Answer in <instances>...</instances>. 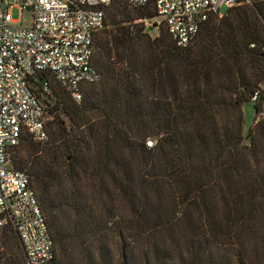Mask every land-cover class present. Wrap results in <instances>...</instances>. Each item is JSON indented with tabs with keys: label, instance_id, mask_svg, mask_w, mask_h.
<instances>
[{
	"label": "trees",
	"instance_id": "obj_1",
	"mask_svg": "<svg viewBox=\"0 0 264 264\" xmlns=\"http://www.w3.org/2000/svg\"><path fill=\"white\" fill-rule=\"evenodd\" d=\"M105 14L104 25L93 41L92 63L99 72V79L83 84L78 100L51 79V91L47 94L50 99H43L46 111L52 116L47 126L54 124L52 133L60 142L54 147L46 146L40 155L42 161L36 157L37 165H32V172L27 173L23 169L24 156L18 148L35 154L38 147L28 142L33 138L25 133L14 146L12 164L28 174L42 212L46 214L53 244L59 254H65V245L72 235L63 223V201L54 189L61 172L57 169L58 163L66 164L64 173L68 172L74 183L93 173L97 182L103 184L99 180L106 175L117 186L116 193L124 194L123 189L126 191L127 187L123 182L127 180H123L122 150L152 153L154 175L142 171L137 187L143 189L154 181L156 187L165 185L172 195L173 212L189 226L188 234L184 232L185 238L170 240L179 248L183 244L182 248L173 249L177 259L173 261L174 254L165 249L166 245L158 241L155 234L154 243L150 245L146 241L149 245L137 255L135 233L125 235L122 230H114L110 235L106 233L108 240H104L108 242L103 245H98L97 238L92 240L95 249H86L83 264H207L205 258L212 254L208 252L209 245L216 244L213 238L229 241L236 237L235 233L264 229V0L240 1L221 16L210 12L193 42L186 47L177 46L163 24L165 28L160 29L159 36L148 41L154 45L147 83L150 96L142 83H137L142 80L140 72H147L148 68L142 69V63L137 65V61L130 59L139 60L138 52L134 51L128 29L121 24L156 17L153 5L134 7L125 0H113ZM109 23L118 28L119 35L114 41L117 54L121 52L118 67L115 61L101 55L108 47L105 36L110 34H103L106 32L103 28ZM102 75L108 82L111 78L114 82L101 86L105 95L95 105L101 111L99 123L98 118L90 121L85 116L90 101L82 98V94L85 85L97 83ZM52 82L73 100L68 95H59ZM256 91L257 98L253 100ZM250 100L254 102L256 115L260 111L263 115L259 114L258 118L255 115L246 143L242 134V104ZM58 111L70 118V128L63 131V137H60L62 121ZM150 136L155 138L154 145H147L148 139L145 141ZM138 140H141L140 149L133 145ZM47 141L33 140V143L46 145ZM65 152H72L73 160H64L68 156ZM53 160L57 163L53 164ZM157 161L160 164L155 172ZM149 164L151 169L152 160ZM143 193V199L137 203L138 216L146 213ZM109 217L107 225L111 229L123 214L114 208ZM172 220L158 216L154 229H169ZM4 228L12 229L0 227ZM204 228L209 230L207 235ZM262 234L264 236V231ZM114 237L117 238L114 247H119L117 251L111 245ZM19 244L25 255L20 241ZM260 247H255L246 261L242 246H238L237 263L260 264ZM54 251V258L45 264H59L55 248ZM25 258L12 255L6 264H27Z\"/></svg>",
	"mask_w": 264,
	"mask_h": 264
},
{
	"label": "built area",
	"instance_id": "obj_2",
	"mask_svg": "<svg viewBox=\"0 0 264 264\" xmlns=\"http://www.w3.org/2000/svg\"><path fill=\"white\" fill-rule=\"evenodd\" d=\"M112 1L0 0V227L16 232L27 264H45L55 251L29 176L12 164L13 149L25 133L39 143L47 141L52 116L43 99H50L51 79L75 100L83 84L99 79L93 41ZM125 1L134 7L152 4L176 45L186 47L210 12L221 16V6L228 9L242 0ZM14 8L31 12L28 25L13 19Z\"/></svg>",
	"mask_w": 264,
	"mask_h": 264
},
{
	"label": "rangeland",
	"instance_id": "obj_3",
	"mask_svg": "<svg viewBox=\"0 0 264 264\" xmlns=\"http://www.w3.org/2000/svg\"><path fill=\"white\" fill-rule=\"evenodd\" d=\"M249 1L242 0L241 3H246ZM226 10V6H221L219 9L220 13L222 14L225 13ZM11 14L13 19L22 20V23L24 25H28L32 18L31 12L27 9H25L24 11H20L19 9L14 8L11 10ZM143 19L144 18H138L132 20L131 22H122L121 25L124 26V28L128 29L130 38L133 41L131 42V44L134 48V51H136V53L138 52L137 57L139 60L135 59L134 57L130 59L132 61H137V65H141L142 63V69L148 68L147 72H140L139 75L142 80L139 82L137 81V83H142L143 89L145 90V92H148V95L150 96L151 92L147 83L150 81L149 69H151L152 67L151 57L154 54V45H151L148 41L152 40V38L154 37L159 36L160 29L164 30L165 27L161 22L162 17L160 16H156L147 21ZM155 22L156 24H154ZM103 29H106V32H103V34L106 35V33H109L110 35L105 36L108 47L103 50V52H101V55L106 60L115 61L116 67H118V65H120L119 54L121 52L117 54L114 43L115 39L119 35H117L116 33L118 31V28L117 26L114 27L109 23ZM126 62L130 64L128 59L126 60ZM109 82L112 83L114 82V80L111 78ZM109 82L104 79L102 75L101 79L97 83L88 84L83 87L82 98L87 97L90 101V105L89 107H87L88 110L85 109L84 113L90 121L93 117L98 118L99 123H101L102 121L101 111L99 108H96L95 105H97L102 96L105 95L101 90V86H104ZM52 84L59 95H68V97L72 99L71 96L67 92L62 90L58 85H56L54 82H52ZM262 87L264 88V81L262 83ZM262 105L263 110L264 102ZM242 111V134L244 136V142L247 143V132L249 128L254 124L256 116L258 118L259 114L263 115V112L260 111L259 114L256 115L253 100L244 102L242 104ZM58 114L62 121V125L60 128V137H63V131H67L70 128V118L66 115L65 112L58 111ZM54 127L55 126L53 123L47 126L48 141L46 145H42L36 142L33 143L32 139H28V142H31L32 144H34V146L36 145L38 147L37 153L33 154L30 150H26L25 152H23L21 147L18 148V151H21V154H23L24 156L23 160L26 165H24L23 169L26 170L27 173L32 172V165H37V161L39 160L42 161L40 155L44 153L42 151L45 150L46 146L52 145V147H54L55 144L60 142L59 138H56V134L52 133V129ZM147 139H151L153 141V145L155 144L154 137L150 136L146 138L145 141ZM52 140H54L53 143ZM140 144L141 140H138L133 145L140 149ZM65 154L68 156L67 159L64 158V160H73L74 155L72 154V152H65ZM121 156L124 165L123 180H127L126 182H123V186L127 187L126 191L125 188L123 189L124 194H121L120 192L116 193L117 186H115L109 176L106 175L104 176L103 180H99L101 182H104L103 184L98 183L95 179V176L91 172V174L80 178L78 182L74 183V181L70 179L68 172L64 173V167H66V164H63L62 162L58 163L57 169H59V171L61 172L59 174L58 180H56L54 183V189L59 199L63 201V223L65 224V226H67L68 230L71 232L70 234L72 235L68 244L65 245V254H59L56 245H54V248L56 250V258L58 259V261H60L59 264H83L86 249H95V244H93L94 242H92V240L97 238L98 245H103L104 243L108 242L105 241L108 240L106 233L108 232L110 235L114 230H122L125 235H130V233L132 232L135 233L134 239L136 240V242L134 243V249L136 250L137 255L139 254V251H141L146 245H149L148 243H145L146 241L149 242L150 245L154 243V234L155 237L158 238V241L164 242L167 247L165 249H170L173 254L174 248H176L177 250L183 247V244H180V248L177 246H173V240H170L174 238L178 239V237L180 239H183V237L185 238V235L188 234L187 232L189 231V226L186 225L184 219H180L179 216L175 214V212H173L174 205L172 204L171 200L172 195L167 190L166 186L158 184L156 187L154 181H151L150 179L148 181L151 182H148L143 189H139V187H137V183L139 182L140 174L142 171L147 172L148 175H154V155L152 153H144L142 152V150L124 149L122 150ZM36 157L39 160L36 161ZM150 160H152L153 162V166L151 169H149L150 164L148 165ZM157 162L158 163L155 167V172H157L158 165L160 164V161ZM52 163H57V161L53 160ZM158 186L160 187L158 188ZM140 190H144L145 193ZM103 191L108 193V195ZM142 193L145 200L146 213L138 216L136 212L137 203L141 202V200L143 199ZM77 204L80 205L79 208L75 206ZM82 207H84L85 210L82 211ZM114 208H116L119 214L122 213L123 217L122 219H118V221H116L114 225H111V229H108V225L110 224L109 221L111 220L109 217V213ZM44 215L46 217L45 213ZM158 216L164 220L167 218H173L170 223L171 225L169 229L163 227L161 230H159V228L154 229V222L155 219L158 218ZM196 218L197 217L195 216L194 219ZM134 224H136V226H134ZM263 231L264 229L258 228L254 231H243L237 234L235 233L236 237H232V239H230L229 241L221 237L213 238L215 241L214 243L216 244L209 245V248L212 251L209 250L208 252H212V254L210 255V257L205 258L206 263L238 264L235 259V256L238 253V246H242V252L245 256L246 261H248L250 252L255 247L261 246L259 249L260 264H264ZM184 232L186 234H184ZM203 232H205V234L207 235L209 230L207 228H204ZM256 232L260 233V235H254ZM98 236H101L102 239L98 238ZM237 239H240L239 243L237 242ZM114 241V244L111 243L113 247L116 246V237H114ZM236 244L237 246H234ZM114 250H119V247H114ZM12 255H15L18 259L21 256L25 258V255L23 254L14 231L10 228L0 229V263L6 264V262L9 261V258ZM173 259V261L177 259V256L175 254ZM205 260L203 262H205Z\"/></svg>",
	"mask_w": 264,
	"mask_h": 264
},
{
	"label": "water",
	"instance_id": "obj_4",
	"mask_svg": "<svg viewBox=\"0 0 264 264\" xmlns=\"http://www.w3.org/2000/svg\"><path fill=\"white\" fill-rule=\"evenodd\" d=\"M156 24V23H155Z\"/></svg>",
	"mask_w": 264,
	"mask_h": 264
}]
</instances>
